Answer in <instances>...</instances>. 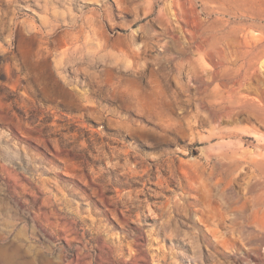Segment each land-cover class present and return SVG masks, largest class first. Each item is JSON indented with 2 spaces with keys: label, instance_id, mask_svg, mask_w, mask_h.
<instances>
[{
  "label": "rangeland",
  "instance_id": "374dc122",
  "mask_svg": "<svg viewBox=\"0 0 264 264\" xmlns=\"http://www.w3.org/2000/svg\"><path fill=\"white\" fill-rule=\"evenodd\" d=\"M0 264H264V0H0Z\"/></svg>",
  "mask_w": 264,
  "mask_h": 264
},
{
  "label": "bare ground",
  "instance_id": "6f19581e",
  "mask_svg": "<svg viewBox=\"0 0 264 264\" xmlns=\"http://www.w3.org/2000/svg\"><path fill=\"white\" fill-rule=\"evenodd\" d=\"M60 61L61 60L59 59L55 60L54 62V64L56 65L55 68L57 67L58 64L61 63ZM57 77L59 81H55L52 75L49 77L52 82V89H51V93L49 94V99L57 101L62 98V100H67L70 103H73L75 101L74 98L68 95L69 94L68 91L64 88L62 84V82L66 84L69 83V81L65 76L61 75V73H57Z\"/></svg>",
  "mask_w": 264,
  "mask_h": 264
}]
</instances>
